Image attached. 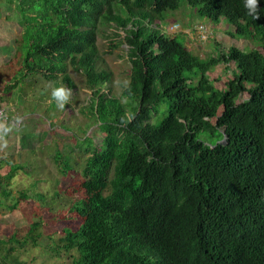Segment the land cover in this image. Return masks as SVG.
<instances>
[{
    "label": "trees",
    "instance_id": "16d2710c",
    "mask_svg": "<svg viewBox=\"0 0 264 264\" xmlns=\"http://www.w3.org/2000/svg\"><path fill=\"white\" fill-rule=\"evenodd\" d=\"M9 1L22 26L61 19L44 32L23 26L12 84L61 74L73 90L75 66L105 133L86 150L87 197L73 203L82 221L67 229L85 250L71 264H264V0L258 19L244 0H185L215 23L227 19L232 37L258 43L204 58L155 24L182 0ZM88 18L99 31L84 29ZM105 27L125 31L130 72L120 97L103 90L112 79L99 57ZM232 61L235 78L217 87L207 69Z\"/></svg>",
    "mask_w": 264,
    "mask_h": 264
},
{
    "label": "rangeland",
    "instance_id": "374dc122",
    "mask_svg": "<svg viewBox=\"0 0 264 264\" xmlns=\"http://www.w3.org/2000/svg\"><path fill=\"white\" fill-rule=\"evenodd\" d=\"M17 14L15 2L0 0V107L9 117L0 121V264H71L85 250L84 246L75 245L67 229H77L82 221L73 203L87 197L82 186L86 150L89 144H98L105 133L88 114L91 90L75 66H69L76 87L65 108L57 106L50 95V80L42 76L30 74L20 84H12L22 67L23 26L44 32L61 21L55 17L39 22L26 18L22 26ZM96 23L88 18L84 29L98 26L99 31L100 24ZM174 23L180 28L170 31ZM155 24L203 58L230 45L245 50L258 47L253 38L232 37L233 26L227 19L215 23L185 0L178 8L166 11L164 20L157 19ZM200 24L210 27L205 40L195 35V27ZM124 36L122 28L106 27L98 35L101 67L112 71V79L103 90L117 97L121 96L130 72ZM234 70L232 61L209 67L206 73L217 87L224 88L228 79L235 78ZM61 78L59 74L51 82L67 86ZM248 96L244 92L240 100ZM166 108L163 101L159 107L161 114ZM12 163L20 165L14 173H10Z\"/></svg>",
    "mask_w": 264,
    "mask_h": 264
},
{
    "label": "clouds",
    "instance_id": "9594fccd",
    "mask_svg": "<svg viewBox=\"0 0 264 264\" xmlns=\"http://www.w3.org/2000/svg\"><path fill=\"white\" fill-rule=\"evenodd\" d=\"M244 7L247 9L248 14L254 18L258 19L261 16L260 0H244ZM48 87L50 88V95L56 102L57 106L65 108L66 104L70 102L72 89L62 83L56 84L51 81L48 82Z\"/></svg>",
    "mask_w": 264,
    "mask_h": 264
},
{
    "label": "built area",
    "instance_id": "2783aa9c",
    "mask_svg": "<svg viewBox=\"0 0 264 264\" xmlns=\"http://www.w3.org/2000/svg\"><path fill=\"white\" fill-rule=\"evenodd\" d=\"M171 28H175V29H171ZM171 28H170V30L171 31H174V30H176V29L179 28V24H177V23L176 24H173L171 26ZM210 32H211L210 31V27L205 26L203 24H200L197 27H195V35H196V37L199 40H205V39H207L209 37V35H210ZM188 34H189V32H188ZM8 118L9 117H8L5 109L3 107H0V121H6V120H8Z\"/></svg>",
    "mask_w": 264,
    "mask_h": 264
},
{
    "label": "crops",
    "instance_id": "0c3cea01",
    "mask_svg": "<svg viewBox=\"0 0 264 264\" xmlns=\"http://www.w3.org/2000/svg\"><path fill=\"white\" fill-rule=\"evenodd\" d=\"M1 128H2V127L0 126V134H1V132H2V131H1ZM0 137H1V135H0Z\"/></svg>",
    "mask_w": 264,
    "mask_h": 264
},
{
    "label": "water",
    "instance_id": "95a60500",
    "mask_svg": "<svg viewBox=\"0 0 264 264\" xmlns=\"http://www.w3.org/2000/svg\"><path fill=\"white\" fill-rule=\"evenodd\" d=\"M222 141H225V137H224V139Z\"/></svg>",
    "mask_w": 264,
    "mask_h": 264
}]
</instances>
